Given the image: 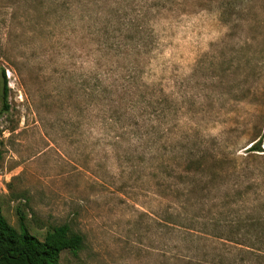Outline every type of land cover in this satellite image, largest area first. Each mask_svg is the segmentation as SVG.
I'll return each instance as SVG.
<instances>
[{"label":"rangeland","instance_id":"374dc122","mask_svg":"<svg viewBox=\"0 0 264 264\" xmlns=\"http://www.w3.org/2000/svg\"><path fill=\"white\" fill-rule=\"evenodd\" d=\"M3 18L7 222L18 229L21 210L40 239L64 223L80 233L62 264H218L213 225L202 235L183 218L212 223L221 192L181 195L205 176L180 175L192 156L232 163L258 136L264 150V0H0ZM115 107L134 118L108 124ZM134 120L160 122L165 150L147 152Z\"/></svg>","mask_w":264,"mask_h":264},{"label":"trees","instance_id":"16d2710c","mask_svg":"<svg viewBox=\"0 0 264 264\" xmlns=\"http://www.w3.org/2000/svg\"><path fill=\"white\" fill-rule=\"evenodd\" d=\"M8 21L6 18L0 19V30L3 27L5 29L9 27ZM0 77L2 110H7L9 107L7 103L9 86L6 68H0ZM129 94L123 90L120 102ZM92 95L93 97L100 96V93H95L93 90ZM130 100L132 103L138 102L137 99ZM120 108L115 107L112 109L111 115H106L105 121L108 124H121L125 120L134 118L127 110L118 112ZM109 110H111L110 106L105 108L104 112ZM159 114L155 115L157 116L153 119L155 122L158 121ZM129 125L131 128H135L132 134L139 142H143L147 152L165 150L166 141L162 139V136L167 129L162 128L160 122L153 126V122L152 124H140L134 120L130 121ZM120 132L121 136L127 133L124 127ZM262 145V138L256 137L246 148L245 156L235 157L232 163H228L224 158H214L213 162L208 165V160L194 156L185 160V173L180 175L183 183L193 172L205 176V179L195 175L189 183V188L185 187L182 192L180 191L181 195L183 192H187L185 195H189L190 193H200L205 189L210 191L211 188H216L221 192L215 203L216 211L212 223L200 221L188 214L183 218L189 220L193 226L201 224L200 229L189 228L190 231L196 230L202 235H210L208 228L213 225L215 231L211 235L217 238L221 245L218 251V264H264V199L263 190L259 189L258 184L264 173L263 167L256 165L257 159L264 161ZM158 157L162 159V163L165 162V159L162 158L163 154L154 156V158ZM191 165H195L196 168L192 169ZM209 166L217 167L207 179V175L204 174ZM228 180H233L232 185L228 183ZM199 185H201L200 189ZM180 212L173 214V218L182 215ZM17 213L18 229H15L7 222L0 206V264H62L60 256L63 251L68 250L76 253L82 247L83 236L73 232L68 224L53 226L46 231L43 239H40L30 231L25 213L21 210H18Z\"/></svg>","mask_w":264,"mask_h":264}]
</instances>
